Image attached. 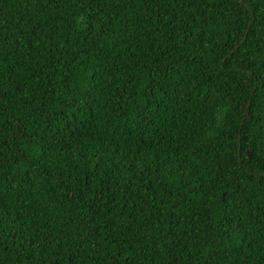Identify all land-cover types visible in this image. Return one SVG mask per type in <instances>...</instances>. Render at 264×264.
Here are the masks:
<instances>
[{"label":"trees","instance_id":"obj_1","mask_svg":"<svg viewBox=\"0 0 264 264\" xmlns=\"http://www.w3.org/2000/svg\"><path fill=\"white\" fill-rule=\"evenodd\" d=\"M0 264H264V0H0Z\"/></svg>","mask_w":264,"mask_h":264}]
</instances>
